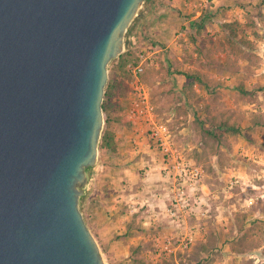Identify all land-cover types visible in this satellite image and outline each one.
<instances>
[{"label":"water","instance_id":"1","mask_svg":"<svg viewBox=\"0 0 264 264\" xmlns=\"http://www.w3.org/2000/svg\"><path fill=\"white\" fill-rule=\"evenodd\" d=\"M145 1L0 0V264H108L81 201Z\"/></svg>","mask_w":264,"mask_h":264},{"label":"rangeland","instance_id":"2","mask_svg":"<svg viewBox=\"0 0 264 264\" xmlns=\"http://www.w3.org/2000/svg\"><path fill=\"white\" fill-rule=\"evenodd\" d=\"M185 1L188 4L183 9L185 10L183 16L186 17L188 24L187 28H182L183 33L179 37L181 49L168 48L164 54H149L148 45L152 42L148 39L146 29L139 32L138 28L140 17L146 12L150 3V0H146L139 15L132 22V28L130 26L131 33L128 35L129 31L127 32L125 51L130 46L139 56L142 53L151 56L146 64L145 83L150 90L160 119L169 125L173 135L181 137L184 132H188V137H191L194 143L200 144L203 123L217 128L220 132L222 131L218 126L221 124H232L242 129V133L224 131V139L220 143V154H212L209 159L199 161L212 177H215L217 173L213 166L217 158L227 159L230 162L233 160L234 166L239 167L242 164V167L246 168V171L237 169L231 171L227 183L221 180L223 172L229 174V171L224 169L218 173L220 177L218 185H212L213 188L209 193L211 200L209 199L208 202L210 213L213 209L216 212V209H219L218 205L224 203L222 201L226 200L230 204L235 198L234 201L237 204L236 207L231 208L233 210L229 212L228 219L217 221L215 214H212L211 219L209 218L208 237L210 234L216 236L220 248L213 250L208 259L211 261L209 264L221 262L225 257L227 258L228 253L222 248L231 247L233 250V246L244 239L245 251L233 250L242 255L241 264H264V176L259 173L264 166L262 150L264 148L261 144L255 147L249 146L256 143H254V135L260 128L263 130L264 125V89H261L264 82L260 80L259 75L254 74V66H259L256 52L257 39L261 35L258 29V16L262 12L254 10L235 14L226 5L215 6L214 0ZM228 17L230 19L226 20ZM234 19L240 20L241 25L239 36L230 41L232 39L228 37L229 29L225 24ZM249 53L252 54L251 59L248 57ZM229 60L232 61L231 67H227ZM247 61L250 63L247 64ZM116 62L114 59L109 65L108 84ZM187 72L201 74L208 83L195 81L193 84L191 79L187 78ZM243 83L252 95L243 94L241 89ZM252 98L255 99L252 100ZM119 102L118 115L125 116L128 123H117L114 126L116 133L119 127L127 126L133 129V124L127 115L130 102L129 91L120 98ZM106 119L105 113L103 133L107 127ZM255 119L261 123L254 124L257 123L254 122ZM245 140L251 144H246ZM227 149L230 155H225ZM249 149L252 151L250 152ZM103 150L100 148V152ZM235 178L240 181L231 188L230 181ZM232 191H234V197L231 199L228 194ZM86 201L87 197L84 196L81 201L83 211ZM153 243V240L147 243L153 253L151 256L147 255L146 250L136 251L131 264L155 263L166 259L165 257L156 259L154 254L157 252ZM194 248L187 253L175 254V259L179 260L185 255L184 259L190 257ZM107 263L113 264L112 261Z\"/></svg>","mask_w":264,"mask_h":264},{"label":"crops","instance_id":"3","mask_svg":"<svg viewBox=\"0 0 264 264\" xmlns=\"http://www.w3.org/2000/svg\"><path fill=\"white\" fill-rule=\"evenodd\" d=\"M214 2L217 7L221 5L230 7L235 14L254 10L262 12L258 16V29L261 35L257 39L256 53L259 66H254V74L259 75L260 80L264 82V0H214ZM187 4L185 0H150L142 19L148 39L152 42L148 45L149 54H164L168 48L181 49L178 41L183 33L182 28H187L188 24L186 17L183 16L185 13L183 9ZM229 19L230 17L226 18V20ZM138 28L139 32L143 31L141 26ZM132 130L127 126L119 127L117 131L118 150L112 152L104 148L100 152L99 161L90 173L91 182L85 195L87 201L83 212L86 221L97 237L106 260L112 261L113 264H131L134 261V252L139 250H146L147 255L151 256L153 253L147 243L153 240L157 252L158 237L188 234L194 231L200 238L199 242L206 241L208 232L207 236L201 240L200 224L203 222L208 231V228L210 229L208 222L213 217L212 214H215L217 221L226 220L229 212L233 210L231 208L236 207L237 204L234 201L235 198L230 204L225 200L222 201L223 204L218 205L219 209H216V212L213 209L204 220L194 216L184 224L172 223L166 214L167 205L171 201L168 194L172 180L166 176L163 169V157L155 148L150 147L148 138L143 133L139 135L140 143L135 145ZM258 131L253 138L255 144L249 143L248 140H245V143L251 144L250 147L261 144L260 146L264 148V125L263 130L260 128ZM174 136L184 153L198 161L194 152L200 144L194 143L192 138L188 137V132H184L181 137L176 134ZM222 149L225 150V148ZM262 150L264 152V149ZM225 155H230L228 149ZM233 162V160L230 162L227 159L217 158L213 163L217 171L215 177L209 176L210 173L206 172L201 194L208 201L211 200L209 193L213 188L212 185H218L220 171L224 169L229 171V174L223 172L221 178L226 183L231 171L235 169L246 171L242 164L238 167L234 166ZM259 173L264 176V166L261 167ZM228 197L232 199L234 191L230 192ZM221 247H223L222 244ZM222 249L228 251L227 258L215 264H241V254L233 251L231 247ZM154 255L157 260L160 259L157 253Z\"/></svg>","mask_w":264,"mask_h":264},{"label":"built area","instance_id":"4","mask_svg":"<svg viewBox=\"0 0 264 264\" xmlns=\"http://www.w3.org/2000/svg\"><path fill=\"white\" fill-rule=\"evenodd\" d=\"M136 42V41H135ZM151 56L140 54L139 63H131L129 69L133 78L129 90V106L127 115L133 124L135 145L140 143V134L147 136L149 145L155 148L163 157L166 176L172 180L168 196L166 214L172 223L184 224L189 218L198 216L201 220L208 217L210 208L208 200L201 193L205 184L206 169L198 161L188 157L178 146L167 123L162 121L157 107L152 100L150 90L142 79V73ZM240 180L230 181L233 188ZM201 240L207 236L205 224H200ZM194 231L188 234L157 238V254L159 258H171L173 255L187 253L199 242Z\"/></svg>","mask_w":264,"mask_h":264},{"label":"trees","instance_id":"5","mask_svg":"<svg viewBox=\"0 0 264 264\" xmlns=\"http://www.w3.org/2000/svg\"><path fill=\"white\" fill-rule=\"evenodd\" d=\"M141 21L138 24V27L141 26L142 30H144L143 26V16L140 17ZM226 27L229 29L228 37L229 39H232L230 41H233L234 38L239 36V30L241 22L238 19L231 20L229 22H226ZM132 28V26H131ZM128 32V35L131 33V29ZM249 43V42H245ZM248 57L251 59L252 54H248ZM116 64L112 69L111 74V81L108 84L105 101L103 104L104 111L107 114V127L103 133L100 148L104 149L107 148L111 150L112 152H116L118 150V140H117V133L114 129V126L118 123L125 124L128 119L123 117H119L117 112V107L120 105V98L130 90V80L133 78V74L129 69L130 63H139L140 56L136 54V51L128 47V50L123 52L118 58L115 59ZM232 61L229 60L227 62V67H231ZM229 69V68H228ZM146 71L147 68L145 66V71L142 73V79L146 81ZM187 78L191 79V82L194 84L195 81L199 82H206L208 83V80L203 79V76L201 74H194V73H186ZM128 82H127V80ZM193 87V86H192ZM241 89L243 94H251L250 90L245 88L244 83L241 85ZM261 89H264V85L261 86ZM255 98H252L254 100ZM256 118V117H255ZM257 122V123H254ZM254 124L261 123L257 119L254 120ZM128 123V122H127ZM264 124V123H263ZM218 128L222 131H218L217 128L207 126L205 123L201 125V142L199 147L195 150L194 156L198 161H203L206 159H209L210 156L213 154H220V143L224 139V131H231L233 133H242V129L237 128V126L232 124H225V125H219ZM245 241L244 239H241L238 242V245L233 246V250L235 251H245V248H243ZM219 249L220 246L218 244V239L216 236H213L212 234L209 235L208 239L206 241L199 242L195 248L193 253L190 257L182 256L179 260L175 259V256L170 259H164L161 261H157L155 263H149L146 262V264H209L211 261L208 259L211 252L215 249Z\"/></svg>","mask_w":264,"mask_h":264}]
</instances>
